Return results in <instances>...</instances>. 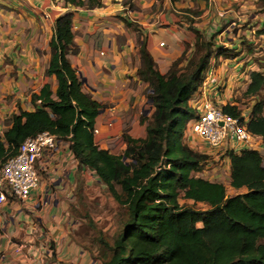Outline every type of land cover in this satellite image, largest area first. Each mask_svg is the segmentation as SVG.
Instances as JSON below:
<instances>
[{
	"label": "trees",
	"instance_id": "trees-1",
	"mask_svg": "<svg viewBox=\"0 0 264 264\" xmlns=\"http://www.w3.org/2000/svg\"><path fill=\"white\" fill-rule=\"evenodd\" d=\"M63 1L87 9L103 6L102 0ZM256 1L264 10V0ZM54 26L46 75L56 76V93L46 83L31 94L33 111L12 115L11 125L0 133V161L15 155L25 139L46 130L69 142L79 165L95 171L127 209L113 241L101 240L106 250L101 264H264L263 100L255 102L247 122L262 137L263 152L245 148L230 155V185L246 192L229 196L224 183L198 176L208 156L186 141L187 125L196 117L189 102L207 77L217 51L213 41L195 29V52L189 58L182 54L162 73L143 40L139 75L149 83L154 110L141 118L142 124L148 122L146 136L123 135L127 148L114 154L100 147L94 135L103 105L84 90L68 57L73 12L59 15ZM259 64L262 70L250 73L246 90L253 97L264 90V61ZM224 110L242 116L237 105L226 104ZM180 198L209 207L184 206Z\"/></svg>",
	"mask_w": 264,
	"mask_h": 264
},
{
	"label": "crops",
	"instance_id": "crops-1",
	"mask_svg": "<svg viewBox=\"0 0 264 264\" xmlns=\"http://www.w3.org/2000/svg\"><path fill=\"white\" fill-rule=\"evenodd\" d=\"M255 1L215 0L212 6L211 1L198 0L202 9L209 4L201 14L207 20L199 24L200 32L205 34L208 31V21L210 26L218 28L212 39L218 52L212 58L210 68L216 66L218 75L215 79L219 82L234 85L245 78L248 85L250 73L262 70L259 63L264 61L261 59L264 57V33L260 31L264 29V18L261 17L264 13L249 12V8L256 7ZM61 2L58 0L59 4ZM102 2L101 7L87 9L66 4L58 8L53 0H0V133L11 125L13 114L35 109L31 94L39 93L44 84L49 83L55 95L58 80L55 75H46L53 55L50 42L56 18L73 12L74 39L69 46L68 57L80 76L87 80L84 90L103 105L96 125L99 146L118 154L116 150L127 148L123 135L134 138L146 136L141 130V118L147 99L144 89L149 83L142 81L139 75L144 63L141 46L146 40L160 71L166 73L172 60L178 56L173 54L175 50H182L179 44L170 45L178 34L180 40L183 38L181 25L172 13L168 21L159 23L162 12L157 14L156 21L154 13H148L151 10L139 12L138 9L147 8L154 0ZM185 4L186 7H193L195 2L185 0ZM166 5L175 8L178 2L167 0ZM157 10L160 11L159 8ZM221 20L226 24L224 29L217 24ZM134 21L139 24L136 28L131 25ZM110 23L119 28L116 34L106 33L105 24ZM162 24H169V27L164 28ZM102 27L105 32H102ZM167 29L174 32V38L172 35L171 39L166 37L169 34ZM157 32L166 34L160 36ZM164 41L171 50L160 47ZM104 46L105 52L101 50ZM142 132L144 136L140 137ZM258 149L263 152V143ZM225 161L231 175V159L226 158ZM38 165L42 178L40 187L28 199H14L2 207L0 264H28L22 248L33 246L31 242L34 238L45 243L54 241L58 250L57 264H65L64 261L69 259L76 264L77 258L72 257L74 252L81 253L80 257L89 252L82 244V249H78L74 233L77 226L68 219L73 217L71 208L77 186L81 188L82 184H87L89 173L93 177L97 174L89 167L79 165L69 142L64 140L57 149L45 153ZM95 178L98 179V176ZM46 253H49L48 250ZM33 259L37 264L43 262L40 256ZM29 264L36 263L31 261Z\"/></svg>",
	"mask_w": 264,
	"mask_h": 264
},
{
	"label": "rangeland",
	"instance_id": "rangeland-1",
	"mask_svg": "<svg viewBox=\"0 0 264 264\" xmlns=\"http://www.w3.org/2000/svg\"><path fill=\"white\" fill-rule=\"evenodd\" d=\"M53 1L56 2V5L58 4V8L60 6L63 7L65 5V2H63V0H61L62 2L60 4L58 3V0H53ZM173 1L178 2L177 5L178 7L173 8L171 6L168 8V6L166 5L167 0H154V3L148 5L147 8H141L138 10L139 12L143 11V9L151 10L148 13L149 15L154 13L155 21L157 19V14L162 12L158 20L159 23L168 21V16L172 13L176 17V19H178V22L181 25L180 29L183 33V38L181 40H180L181 36L178 34L177 37L178 40L176 38L175 41L173 42V45L170 44L171 46H175L176 43L179 44L180 47L182 46V50L176 49L173 54L176 56L178 55L175 59H177L182 54L185 55L187 58H189L196 50V44H195L196 34L194 31L195 29L200 31L201 28L199 24L203 20L205 21L207 20V19H203L201 14L209 7V4H207V6L202 9L201 7L202 4H199L198 0H192L195 2L193 7H186L185 0H173ZM203 1H206L208 3L209 0L208 1L203 0ZM235 1L239 2L241 0H235ZM211 2L213 6L215 0ZM254 3L256 7L253 9L249 8V12L253 10L254 13H264V10L260 7L259 3L256 1ZM137 6L140 8L139 5ZM157 8H159L160 11H158ZM174 9H176L177 11H175ZM190 14H193V16H191ZM261 17L264 18V14L261 15ZM135 20H139V19H135ZM209 23L210 22L208 21L207 22V27L209 26L208 31L205 32L203 37L207 40H212L213 36H211L210 33H213L215 29L212 26H210ZM217 24L218 26H220L221 29H224L226 27V24L224 23L223 20L218 21ZM131 25L134 26L135 28L139 26V24L136 21H134ZM162 25H163L162 27L164 28L169 27V24H162ZM105 26H106V33L116 34L119 31V28L116 26V24L110 23V24H105ZM104 29H105L104 27L101 28L102 32H105ZM166 32L169 33L166 36L167 38L171 39V35L172 38H174L173 37L174 32L172 30L167 29ZM165 34H166L165 32H157V35L160 36ZM96 43L97 44L99 43L98 40H96ZM161 43H160V47L166 48V50L170 49L169 48L170 46H168L167 43L164 45H162ZM215 47L216 45H214V48ZM101 50L105 52L106 46H104ZM175 59H173L172 62ZM261 59H264V57ZM160 63L163 64L162 60ZM186 64L187 61H184L183 63H181V66L185 67ZM159 67L160 66L158 64V68ZM215 67L216 66L212 65V69L214 72H212V77L210 81L208 80L209 81L208 84L207 85L201 84L200 92L198 93V91H196V93L193 96V99L189 102L194 108L195 113H197V108H196L197 103H199V101L205 97L206 98L212 97L214 99L216 98V100H218L222 105L224 104L237 105V107L242 111V113L249 115L252 111V107L255 104V102H258L259 100H263L264 102V90L262 94L259 95L258 97L255 96L253 97L246 94L248 85L246 84L247 79L245 78H241L240 81H238L237 84L234 85L228 83H222L218 85L217 83L215 84V82H214L215 85L212 84L211 80L218 75L217 71L215 70ZM225 79L227 80V78ZM83 88H86V84L83 85ZM148 93H149V86L144 89V94L147 99L142 111V115H145L147 118H149L152 115V112L154 110L152 103L149 102ZM199 108H201V106ZM263 113H264V106H263ZM147 124L148 122L143 124L141 128V130L144 132V135L146 134L145 130ZM143 132L140 135V137L143 135ZM186 135H190L189 136L190 140L186 137V141L189 143V145L192 148L197 149L199 145H202L201 138L193 132L189 133L188 128L186 129ZM95 137H96V141L98 142L99 134H96ZM123 152L124 150L122 149L116 150V153L118 154H122ZM88 176L89 177L86 180L87 184L86 185L82 184L81 188L80 185H78L77 186L78 189L74 191V193L76 194V198L73 199L74 203L72 204L73 207L71 208V214L73 217H70L68 221L71 220L75 222L74 219H76V222L75 223L73 222V224H76L77 226L74 233L77 236V243H79L78 249L79 250L82 249V247H80V244H82L89 252L87 254L82 255L81 257L79 255L81 253L74 252L72 257L77 258L76 264H101L103 260L104 252L106 251L104 244L101 242V240L107 242L113 241V236L115 235V233H117L120 230V226L127 215V209L124 204H121L115 198V196L111 193L108 186L103 184L99 179L95 178L97 177V175L93 177L89 173ZM198 176L210 179L212 181H218L224 183L226 185L227 194L229 196H233L238 193L247 191L246 188L236 189L230 185L231 182L230 175L228 173V170L226 169V164L222 161L217 162L215 159H210L208 165L204 167L201 173H198ZM117 189L120 191L119 185H117ZM180 203L184 206L193 207L199 210H205L209 207L208 204L206 203L195 202L194 200H190L186 198H180ZM34 222L35 223L37 222L35 217H34ZM198 225L201 226V223H199ZM53 243H54L53 240L52 242L50 241L45 243L44 241L39 242L37 241V239L35 240L34 238L31 242L33 246L28 245L22 248V252L26 255V258H28L27 260L25 259L27 263L29 264L31 261H34L37 264V262L33 258L40 256L43 259L42 264H57L56 255L58 253V250L55 249ZM38 248L39 250L37 252ZM47 250L49 253H46ZM64 262L65 264H75L71 259H69L68 261L66 260Z\"/></svg>",
	"mask_w": 264,
	"mask_h": 264
},
{
	"label": "built area",
	"instance_id": "built-area-1",
	"mask_svg": "<svg viewBox=\"0 0 264 264\" xmlns=\"http://www.w3.org/2000/svg\"><path fill=\"white\" fill-rule=\"evenodd\" d=\"M212 27L217 29L214 25ZM214 33L215 31L210 35L213 36ZM212 72L213 69L209 68L203 84H208ZM211 82L222 84L215 78ZM209 98L205 97L197 103L196 117L187 125L189 133H195L202 140V145L195 150L208 156L205 166L208 165L210 159L226 164L225 159H230L232 152L261 147L262 137L254 134L247 127L249 114L241 113V117L234 116L224 110L226 104L222 105L216 98ZM96 134H99L98 128L94 130V135ZM189 136L186 135L188 139ZM60 142L57 134L46 130L25 139L15 155H10L0 161V216L3 214V205L14 199L26 200L34 190L40 187L42 178L38 162L45 153L57 149Z\"/></svg>",
	"mask_w": 264,
	"mask_h": 264
},
{
	"label": "water",
	"instance_id": "water-1",
	"mask_svg": "<svg viewBox=\"0 0 264 264\" xmlns=\"http://www.w3.org/2000/svg\"><path fill=\"white\" fill-rule=\"evenodd\" d=\"M81 77H82V80H83V82H85V83H86V82H87L86 78H85V77H83V76H81ZM149 102H152V100L150 99V100H149Z\"/></svg>",
	"mask_w": 264,
	"mask_h": 264
},
{
	"label": "clouds",
	"instance_id": "clouds-1",
	"mask_svg": "<svg viewBox=\"0 0 264 264\" xmlns=\"http://www.w3.org/2000/svg\"><path fill=\"white\" fill-rule=\"evenodd\" d=\"M217 53V52H216ZM216 53H215V55H216ZM97 128V127H96ZM258 150V149H257Z\"/></svg>",
	"mask_w": 264,
	"mask_h": 264
}]
</instances>
